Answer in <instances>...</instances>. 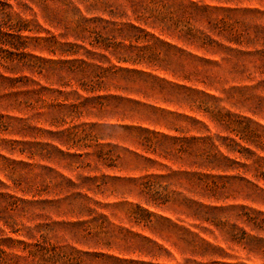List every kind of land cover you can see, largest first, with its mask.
I'll list each match as a JSON object with an SVG mask.
<instances>
[{"label":"rangeland","instance_id":"obj_1","mask_svg":"<svg viewBox=\"0 0 264 264\" xmlns=\"http://www.w3.org/2000/svg\"><path fill=\"white\" fill-rule=\"evenodd\" d=\"M0 264H264V0H0Z\"/></svg>","mask_w":264,"mask_h":264}]
</instances>
